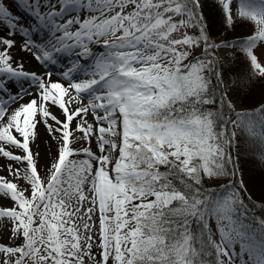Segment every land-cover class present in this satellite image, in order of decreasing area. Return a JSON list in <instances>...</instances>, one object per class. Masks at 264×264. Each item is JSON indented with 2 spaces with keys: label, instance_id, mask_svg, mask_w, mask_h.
<instances>
[{
  "label": "rangeland",
  "instance_id": "rangeland-1",
  "mask_svg": "<svg viewBox=\"0 0 264 264\" xmlns=\"http://www.w3.org/2000/svg\"><path fill=\"white\" fill-rule=\"evenodd\" d=\"M216 1L225 23L250 10L256 27L249 52L264 77V0ZM173 2L0 0V18L19 33L0 34V106L14 96L13 81L30 74L16 49L39 47L49 26L62 39L42 46L45 70L68 86L58 88L61 95L44 92L33 116L27 113L30 104L15 110L0 134V264H128L142 238L136 220L181 196L136 183L129 152L145 148L154 169L167 159L191 170L187 140L208 155L224 156L223 131L216 136L196 121L193 130L173 124L158 132L155 146L147 141L146 112L173 97L179 78L192 84L207 75L213 60L205 57L197 21ZM79 24L83 34L71 39ZM213 49L223 62L233 52L222 38ZM106 59L115 63L103 76L74 88L95 61ZM224 90L230 108L244 113V121H233L234 129L262 121L231 86ZM68 93L80 100L74 98L70 106L63 99ZM49 146L56 155L46 160ZM236 178L245 187L241 168L235 178L221 182L228 187L216 197L206 226L223 264H264V223L246 211L239 189L232 186Z\"/></svg>",
  "mask_w": 264,
  "mask_h": 264
},
{
  "label": "trees",
  "instance_id": "trees-1",
  "mask_svg": "<svg viewBox=\"0 0 264 264\" xmlns=\"http://www.w3.org/2000/svg\"><path fill=\"white\" fill-rule=\"evenodd\" d=\"M172 4L188 9L196 18L205 57L213 60L207 65V75L194 84L179 78V90L173 97L146 112L150 133L147 141L155 146L158 132L173 124L193 130L196 121L209 126L216 136L223 131L224 156L208 155L196 142L187 140L191 170H184L167 159L154 169L150 167L154 160L145 148L129 152L136 183L178 192L181 196L166 206L148 210L143 218L136 220L142 238L128 264H223L204 228V220L216 191L224 187L230 176L235 178L239 168L245 172V187L241 188L237 178L232 184L239 189L246 211L264 223V77L256 71L248 50L256 26L245 15L225 23L222 6L216 0H202L200 4L195 0H174ZM220 38L234 45L228 62L214 55L213 45ZM226 84L246 109L259 112L255 118L262 121L257 126L250 128L240 123L234 129L233 121H244V113L230 108L224 90Z\"/></svg>",
  "mask_w": 264,
  "mask_h": 264
},
{
  "label": "bare ground",
  "instance_id": "bare-ground-1",
  "mask_svg": "<svg viewBox=\"0 0 264 264\" xmlns=\"http://www.w3.org/2000/svg\"><path fill=\"white\" fill-rule=\"evenodd\" d=\"M57 1V0H53ZM11 16V15H10ZM78 32L71 36V39L74 38L75 35L83 34L84 29L81 28L80 24L77 27ZM56 30V31H55ZM82 31V32H81ZM8 32V38H11L14 35H18V31L13 28L9 29L6 27V18H0V34ZM58 33L57 35L55 33ZM3 35V34H2ZM47 39L39 45V47H33L29 48L28 46L18 47L16 49V56L20 59V65H22L24 68H27L30 72L29 75H25V77H20L19 80L13 81V88H14V96L8 98L4 105L1 104L0 106V134H2L3 128L6 127L7 124L11 123L14 115L15 110H20L22 107L24 108H33L27 111L28 114L31 113L33 116V111L36 108L35 105L39 104L44 92L52 91L55 94H60L58 88H61L64 86L67 88L68 86L65 85L64 81L62 82L61 77L57 75L56 73H51V71L45 70L44 66V55L42 53V46H46L48 39H51L52 42L56 43L58 41H61L62 38H60L59 32L57 29H54L53 27L49 26L48 32H46ZM62 35V33H61ZM8 40V39H6ZM68 44V41H65ZM65 42L63 44H65ZM66 44V45H67ZM2 45L1 39H0V46ZM142 57V55H141ZM106 62H103L101 60H97L94 63L93 68L88 71L86 74L81 75V79L78 80V83H73L74 88L78 89L81 81L88 80L89 82L94 81L98 76H103L105 74V68L109 67V65L114 64L115 60L112 59L108 61V59L105 60ZM103 63L104 65L99 64ZM102 72V73H100ZM97 76V77H96ZM39 77V81L38 80ZM54 90V91H53ZM79 99L78 97L74 96L71 93L64 95L65 102L69 103L71 106L72 103H75V99ZM78 102V100H77ZM26 104H30L28 107H26ZM26 116H29L25 113ZM37 127V125H36ZM118 127H120L118 125ZM44 142V141H42ZM37 144V142H35ZM35 144V146H36ZM47 152H50L48 156L46 157V160L53 157L54 154V148L53 147H46ZM42 153V151H41ZM103 182V181H102ZM100 181V186L102 184ZM102 189V188H101Z\"/></svg>",
  "mask_w": 264,
  "mask_h": 264
}]
</instances>
